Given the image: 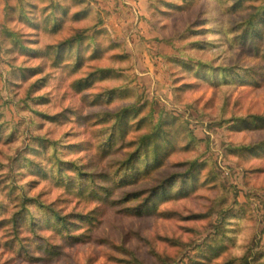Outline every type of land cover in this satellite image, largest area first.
Listing matches in <instances>:
<instances>
[{
    "label": "rangeland",
    "instance_id": "1",
    "mask_svg": "<svg viewBox=\"0 0 264 264\" xmlns=\"http://www.w3.org/2000/svg\"><path fill=\"white\" fill-rule=\"evenodd\" d=\"M24 2L0 0V220L32 215L22 234L10 220L0 225V264H264V121H253L264 118L255 49H264V24L261 37L241 38V20L264 0H31L36 22L49 4L68 9L57 31L30 27ZM78 37L80 61L78 45L58 61L46 48ZM201 61L235 72L217 71L214 86L197 76ZM127 107L125 131L109 143ZM160 122L169 156L135 183L148 162L125 165L135 146L124 144ZM54 157L93 175L68 188ZM182 162L197 165L183 193L159 194L142 209V197L125 199L166 172H185ZM52 210L68 216L71 233Z\"/></svg>",
    "mask_w": 264,
    "mask_h": 264
},
{
    "label": "trees",
    "instance_id": "2",
    "mask_svg": "<svg viewBox=\"0 0 264 264\" xmlns=\"http://www.w3.org/2000/svg\"><path fill=\"white\" fill-rule=\"evenodd\" d=\"M26 3L24 2L22 4V6L20 7L19 10V14L23 17V19H25V21L28 22L30 27L33 28H39L42 26L43 23V29L46 31H57L60 26L62 21V17L59 16L58 12L62 10L63 13H67L68 9L67 8H62L60 5L58 6H54V4H49L47 6H45L43 8V11L41 13L42 15V22H36V18H33L32 16L29 18V15L31 14V10L29 8H34L35 4L32 3L31 4V0H25ZM30 5L29 7L27 6ZM264 5H262L261 7L259 6H254L253 9L254 11L249 14L247 17H244L241 21V25H244L243 28V32H242V36L241 38L244 41V44H247V42L250 41V39H257L259 37H261V26L264 24ZM11 7V6H10ZM251 7V6H250ZM62 8V9H61ZM15 8H11L10 10H14ZM28 9V10H27ZM236 9V8H235ZM80 15L79 12L73 13L72 16L73 18ZM27 17V18H25ZM82 39L80 37L76 38H68L66 41H64L63 43L60 42L59 44H47L46 48L49 49V51H55L57 53V61L58 59L61 60V57L64 55V52L67 51L69 53H71V56H73L75 54V46H77L76 49V55L80 61V57H81V41ZM17 43V41H16ZM62 43V44H61ZM30 49V51H33L32 48H28ZM256 49V53H258V55L260 54L262 56V60L264 62V49L259 50V47L255 48ZM185 64H187L189 67H193L191 65L193 64H189L188 61L184 62ZM205 67L204 72L202 70H199L198 68H203ZM211 67L214 68L213 65H211L210 63L206 62V61H201L199 64L196 65V67H194L195 71L199 70L196 72L197 76H199L200 78H204L205 80H209V83L216 86L218 84H220V79L216 78V72H220L221 74L224 75L225 79H227V76H232L231 71L233 72L234 70L231 68L233 66H222L219 69H214L211 70L212 72H210L209 70L212 69ZM235 72V71H234ZM237 75V74H236ZM218 77V76H217ZM229 82V81H227ZM131 112H129L128 107L124 108L120 113L115 114V123L113 124L112 128L113 129V137H111L110 135V140L109 143H115L116 142V137H117V130L119 126H123V131L124 127H126V123L128 121V115H130ZM253 121H264V118L262 117H258V116H253ZM162 122L160 123H156L153 125L151 132L147 133V134H143L139 139L137 140H132L129 141L128 143L125 142L124 145L128 144L129 146L132 144V146L134 147L132 151L129 152V155L127 156V158L124 160V164L125 165H131L134 161H140V160H144L147 161V168L145 169V172H142L140 170L137 171L136 174V178L135 183H138L140 178L141 179H145L147 177H150L152 175V173L154 172H160V168L163 166V164H165L166 159L169 156V148H166L164 143H162L161 141L157 140V137L159 136V132H157L158 129H162ZM4 126V123L0 122V130L1 128ZM4 130L2 129L0 132V139L6 135L3 134ZM5 133V132H4ZM15 135V132L11 131L5 138V140H9L11 141L12 137ZM184 135H187L188 137H190L191 139H195V136L191 133V131L189 132V130H187V133H184ZM125 137L124 133H123V138ZM185 137V136H184ZM125 141V140H123ZM124 143V142H123ZM130 143V144H129ZM113 145V144H112ZM54 163H57L55 168L58 171L57 174H55L56 176H58V179L60 182L65 183V185L68 188H72L73 185L76 184L77 179H82L83 182L86 181L87 178H89L91 175H93L90 172H86L83 169V166H79L77 165L74 161H64L62 160V158L59 157H54ZM183 163V164H182ZM178 163L175 165H186L188 166V168L186 169L185 172L183 173H172L170 175H168V172H166V176L162 177L161 180L159 179V181L157 182V184H154V186H152L151 188H143V189H139L134 193H129L126 195L127 200H134V199H138L139 197H142L143 202L140 204V209H142L143 207H151V205H153L155 203V197L157 195H172L173 193H176L177 195L179 193H183L186 189V186H188V179H191L194 177V169L196 168V162H190V163ZM192 163V164H191ZM123 164V165H124ZM169 164V163H168ZM191 165V166H190ZM129 167H132L129 166ZM70 170L72 172H74V176L72 175H68L65 174L64 172ZM146 174V175H142ZM165 173V171H164ZM163 174V172H162ZM153 176V175H152ZM155 177V176H154ZM57 178V177H56ZM188 178V179H187ZM129 180L123 179L122 180V184L124 185V183L128 182ZM152 181L154 182V178H152ZM177 181H181V185L179 186L178 189L173 190L174 189V185L176 184ZM103 190H105L104 188H102ZM145 195V196H144ZM20 195L18 196L17 199H19V201H21V199L19 198ZM32 199H34V197L31 196V198H26V202L31 201ZM25 200L23 201V203L18 202L16 203V205H20L21 207H25ZM123 200V199H122ZM45 207V208H52L51 204H47V205H43L41 202V207ZM0 207H5L6 208V204L5 202L0 200ZM3 210V209H2ZM7 210V209H6ZM4 211V210H3ZM54 212H51V216L53 217V219L57 221H59V223L62 225V228L64 226L65 228V233H71L72 229H73V225L72 222L67 221L66 219L68 218V216L66 214H61L60 212H58L57 210H52ZM18 212H15L14 214H12L10 216V218H2L0 220V225H2L3 223H7L8 220L11 221L12 225H13V230L15 231L16 234L20 233L22 234V230H23V220H26V218L29 215H32L30 213V210L25 212V215L19 216ZM6 217V216H4ZM21 227V228H20ZM4 228V227H3ZM21 231V232H20ZM245 263L244 264H250L249 261H247V259H245ZM228 264V263H227Z\"/></svg>",
    "mask_w": 264,
    "mask_h": 264
}]
</instances>
